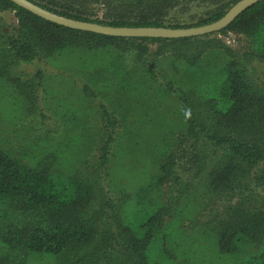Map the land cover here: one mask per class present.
<instances>
[{
    "label": "trees",
    "instance_id": "trees-1",
    "mask_svg": "<svg viewBox=\"0 0 264 264\" xmlns=\"http://www.w3.org/2000/svg\"><path fill=\"white\" fill-rule=\"evenodd\" d=\"M29 1L103 26L188 29L219 21L241 0ZM96 8L104 11L102 18L94 16ZM229 33L248 38L241 57L218 40ZM255 61L264 63V1L221 32L165 40L72 30L0 0V80L19 96V117L38 111V89L47 79L42 69L23 79L15 73L23 64L84 77L90 69L95 76H112L108 81L114 86L97 110L106 136L96 181L76 169L60 170L57 149L39 161L0 149V264H27L31 256L61 264H155L152 258H167L161 229L171 209L162 199L163 188L173 187L182 197L188 189L182 175L193 169L195 178L205 174L202 187L212 201L225 206L210 227L219 253L242 257L237 264H264V71L253 77L249 69ZM166 91L176 98L163 95ZM82 92L89 102L98 99L87 84ZM146 92L156 97H145ZM155 100H161L157 106ZM143 117L151 121L140 122ZM119 125L131 139L130 156L160 159L144 167L145 180L133 198L116 180L123 199L114 211L110 201L106 207L96 201L101 193L105 201L101 169L111 162ZM135 125H149L148 134ZM132 131L140 136L133 139Z\"/></svg>",
    "mask_w": 264,
    "mask_h": 264
},
{
    "label": "rangeland",
    "instance_id": "rangeland-1",
    "mask_svg": "<svg viewBox=\"0 0 264 264\" xmlns=\"http://www.w3.org/2000/svg\"><path fill=\"white\" fill-rule=\"evenodd\" d=\"M93 13L98 18L104 16V11L99 8L94 9ZM12 20L17 24L16 19L12 18ZM14 23V27H17ZM218 40H223L227 47L234 50V53L240 57L247 52L245 51V43L248 40L246 36L229 33L226 37L219 36ZM149 47L153 52L158 51L157 46ZM217 59L215 60L220 64L221 58ZM74 60V64L82 65L77 61V57ZM46 67L40 63H33L23 64L16 69L15 73L25 80L34 77L41 69L45 70V77H47L38 89L36 97L39 103L38 111L27 118L26 115L18 116L19 96L13 94V89L4 83L5 80L4 82L0 80V149L11 153L15 158H24L25 161L28 159L39 161L57 149L56 161L60 170L73 174L76 169L96 181L94 175L96 172H100L97 159L101 154V146L105 142L106 136L105 122L99 118L97 110H99L101 98L104 100L112 93L111 90L114 86L108 81L112 79V76L103 73L95 76L89 69L90 74L84 72L86 75L84 77L65 70L63 67L61 70ZM249 71L253 77H256V72L257 74L263 73L264 63L251 62ZM86 84L95 92L97 100L89 102L85 99L82 90L83 85ZM97 88L102 91V95L99 94ZM191 91L189 92L191 93ZM146 93L145 97L148 95L156 97L152 92ZM163 95L176 98L175 93L169 95L168 91ZM160 101H157L155 106ZM104 105L109 106L106 100ZM150 113L154 114L155 112ZM138 120L140 122L151 121L148 117ZM132 127L141 128L144 135L148 134L150 128L149 125ZM125 130L126 127L121 125L117 127V145L112 150L111 162L107 169H101L106 196L104 201L103 193L99 194L96 201L97 207H106L110 201L109 205H113L112 208L115 211V207L123 199L120 189L117 188L116 180L120 181L121 188H125L127 191L125 193L133 198L137 190L136 187L145 180L144 167L146 165L149 167L160 159V157L150 155L138 160V157L136 159L130 156L131 144L128 140L130 137L126 138ZM81 134H84L85 137L82 138ZM132 134L133 139L140 136L137 131H132ZM72 159H74L73 162L69 163L68 161ZM185 162H181V165ZM127 170H129L128 174ZM193 172L194 169L190 173L182 175L183 183L188 186L187 193L182 197L178 198L173 187L163 188L162 199L171 209L169 217H166L161 229L162 252L167 254V258H152V262L156 261L155 264H237L242 257L220 254L215 247L212 235H210V227L220 221L225 206L222 205L220 199L212 201V198L207 195V190L202 187L204 182L206 183L205 174L195 178ZM149 174L151 175V172ZM128 175L130 177H126ZM131 181L133 182L130 183ZM180 210H186L187 215L180 217L178 215ZM27 264L61 263L49 256H31Z\"/></svg>",
    "mask_w": 264,
    "mask_h": 264
},
{
    "label": "water",
    "instance_id": "water-1",
    "mask_svg": "<svg viewBox=\"0 0 264 264\" xmlns=\"http://www.w3.org/2000/svg\"><path fill=\"white\" fill-rule=\"evenodd\" d=\"M18 7L56 25L72 30L89 32L115 38L133 39H186L197 38L221 32L230 26L239 16L249 8L263 2L264 0H241L236 3L223 18L212 24L188 29H171L162 27H110L99 24L81 22L59 16L49 12L29 0H10Z\"/></svg>",
    "mask_w": 264,
    "mask_h": 264
}]
</instances>
